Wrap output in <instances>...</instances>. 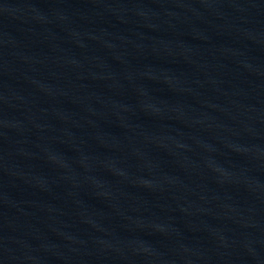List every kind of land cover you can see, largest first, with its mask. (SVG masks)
Segmentation results:
<instances>
[{"label":"water","instance_id":"1","mask_svg":"<svg viewBox=\"0 0 264 264\" xmlns=\"http://www.w3.org/2000/svg\"><path fill=\"white\" fill-rule=\"evenodd\" d=\"M0 264H264V0H0Z\"/></svg>","mask_w":264,"mask_h":264}]
</instances>
